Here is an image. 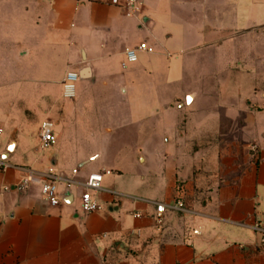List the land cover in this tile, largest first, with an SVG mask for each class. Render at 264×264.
Returning <instances> with one entry per match:
<instances>
[{"label":"crops","instance_id":"1","mask_svg":"<svg viewBox=\"0 0 264 264\" xmlns=\"http://www.w3.org/2000/svg\"><path fill=\"white\" fill-rule=\"evenodd\" d=\"M258 33L264 0H137L134 11L112 0H0V161L8 165L0 264H264L263 234L253 228L264 218V94L255 84L235 106L195 110L198 87L225 88L222 75L234 67L262 68L256 47L248 60L237 49L234 63L226 59L227 39ZM142 44L138 61L127 63ZM161 62L168 77L177 73V89L168 88L163 113L153 115L144 103L159 86ZM69 71L80 74L74 100L62 94ZM61 100L73 104L58 107ZM53 115L57 143L47 157L40 127ZM197 117L231 119L244 135L210 186L191 177L185 154L216 128L205 120L195 127ZM103 171L111 173L90 191L101 210L86 214L85 189L67 181L84 184ZM50 172L59 177L55 207L40 193ZM27 175L34 180L22 193L16 187ZM157 204L167 206L162 225ZM177 204L183 211L169 208Z\"/></svg>","mask_w":264,"mask_h":264},{"label":"rangeland","instance_id":"2","mask_svg":"<svg viewBox=\"0 0 264 264\" xmlns=\"http://www.w3.org/2000/svg\"><path fill=\"white\" fill-rule=\"evenodd\" d=\"M257 37H235L231 39H227V52H226V59L231 63L235 61L234 51L237 49L239 55L238 59L241 60L244 58L248 60L250 54L248 52L249 48H257V58L259 61L264 62V33H258ZM255 55V54H254ZM176 58V57H174ZM162 63L159 66V80L156 76V82L159 83L157 88L154 90L152 94V102L147 103L145 102V106L151 105L152 114H155L156 110H160L163 113L162 109V102L164 101L165 97L169 96L168 94L171 91H168V88L177 89V86L173 85L176 81H172L173 78L177 73L170 77H168V73L163 72L162 70ZM247 68L245 70L238 69L236 67L232 69H228L225 71L224 75L226 77L227 86L225 88L221 86H202L198 87L201 88V102L197 104L195 110H203V111H214L216 109L221 108H230L231 106L236 105V98L235 96L240 93L243 98L246 96L251 95V89L254 88L253 85L259 84L258 86V94H264V64L260 65L262 68L258 69H249L250 64H247ZM259 63L257 64V67ZM258 72V73H257ZM213 71H209V76L212 77ZM241 74L246 73L244 76H240L238 80L234 81V77ZM229 78H234L233 81ZM181 80V79H180ZM179 80V81H180ZM237 82V83H236ZM173 85L172 87H168L169 85ZM172 94V93H171ZM167 99V98H166ZM65 103L71 105L73 102H66L60 101L58 103V107H62ZM261 103L263 104L264 109V97L261 99ZM231 104V105H230ZM244 109H248L246 105H243ZM173 111L172 109L170 110ZM151 113V112H150ZM173 115V112L171 113ZM165 114L161 116H156L154 120L155 125L157 127L163 128L166 126L163 123V117ZM48 120L54 122L56 124L57 118L53 115L48 118ZM195 127L201 125L202 122L208 121V127H216L214 129H210V132H207L203 135L199 134L198 137L202 138L198 141H195V145L192 149L186 151V157L192 158L194 163V168L192 170V178L197 179L198 177H202L204 179V186H210L211 184V177L217 173H221V167L217 166V163L225 156L228 155H235L239 151L237 148L239 144L244 141V135H239L234 133L233 131V123L231 119H217V118H208L207 120L201 118H193L192 119ZM81 126H84V123L81 120ZM63 126V125H62ZM197 128H195L196 131ZM58 129H55L57 132ZM202 140V142H200ZM197 142V143H196ZM215 146V147H213ZM212 147V148H211ZM40 148V145H39ZM225 148V149H221ZM53 149L49 150H40L42 151L43 155L47 157H51V153ZM224 169V168H223Z\"/></svg>","mask_w":264,"mask_h":264},{"label":"built area","instance_id":"3","mask_svg":"<svg viewBox=\"0 0 264 264\" xmlns=\"http://www.w3.org/2000/svg\"><path fill=\"white\" fill-rule=\"evenodd\" d=\"M114 5H118L127 11L136 10L137 0H125L124 4H121L120 0H112ZM147 49L146 44H142L140 47L131 49L127 52V63L133 64L138 61V52L144 51ZM124 67L126 64L123 65ZM80 81V74L77 71H69L66 74V77L62 85V94L63 98L66 100H74L77 96V86ZM56 124L50 120H45L42 122L40 127V142L42 150L52 149L56 143L57 138L55 135ZM3 131L0 129V135ZM8 168V165L0 161V174ZM77 171H74L76 174ZM111 172L103 171L101 173H96L92 175L87 182L84 184H78L73 179L67 181V187L71 189L74 186H82L85 191L81 195L82 201V210L86 214L96 213L101 210V206L94 199L90 191H99L101 189V179L104 175L110 174ZM34 178L31 175H27L23 181L16 187L18 191L22 193H27L30 189ZM58 181L59 177L56 176L53 172L48 174L44 183L40 188L41 196L49 203L50 206H58L60 204V195L58 192ZM172 210L183 211L181 204L175 206H170ZM167 211V206L165 204H157L156 214L154 219L158 225H162L164 221V215ZM142 215L137 214L136 217L140 218ZM254 230L263 234L262 244H264V218L260 222L254 225Z\"/></svg>","mask_w":264,"mask_h":264},{"label":"water","instance_id":"4","mask_svg":"<svg viewBox=\"0 0 264 264\" xmlns=\"http://www.w3.org/2000/svg\"><path fill=\"white\" fill-rule=\"evenodd\" d=\"M88 69L82 70V76L86 77L88 75ZM190 100L192 99V97L189 98Z\"/></svg>","mask_w":264,"mask_h":264}]
</instances>
